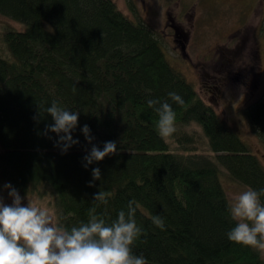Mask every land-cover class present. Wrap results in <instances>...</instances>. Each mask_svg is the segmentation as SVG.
I'll use <instances>...</instances> for the list:
<instances>
[{"label": "trees", "instance_id": "trees-1", "mask_svg": "<svg viewBox=\"0 0 264 264\" xmlns=\"http://www.w3.org/2000/svg\"><path fill=\"white\" fill-rule=\"evenodd\" d=\"M0 14L26 25L6 29L5 52L0 48V186L11 183L21 195L49 192L69 228L86 222L94 207L110 223L134 199L145 234L132 250L147 264H264L260 253L227 239L235 222L220 179L259 190L264 166L170 65L155 31L127 18L113 0H0ZM149 99L168 100L177 126L197 124L207 153L181 130L172 149L158 135ZM52 101L79 113L72 132L79 143L63 154L55 133L42 134L53 123L44 113ZM243 114L264 145V99ZM85 124L91 143L80 130ZM106 141L116 142L118 154L85 168L92 145L102 150ZM94 167L102 179L89 186ZM98 191L109 194L107 204L93 201ZM155 215L164 218V230L152 224Z\"/></svg>", "mask_w": 264, "mask_h": 264}, {"label": "clouds", "instance_id": "clouds-1", "mask_svg": "<svg viewBox=\"0 0 264 264\" xmlns=\"http://www.w3.org/2000/svg\"><path fill=\"white\" fill-rule=\"evenodd\" d=\"M168 98L183 105V98L176 92H169ZM147 105L158 116L156 130L158 135L168 141L178 131L176 113L168 100L149 99ZM51 116L53 123L45 125L43 135L56 134L54 146L61 153L79 143L72 132L78 125V111H70L52 101L44 109ZM36 119V117H33ZM85 140L92 142L87 124L80 129ZM190 133V129H185ZM51 139V137H48ZM118 154L115 141L104 142L102 150L96 145L83 157L85 168L93 162L101 161L106 156ZM93 181L101 180V170H91ZM10 203L5 202L4 192ZM264 188L247 190L230 195L228 212L234 227L226 232L230 242L248 246L264 257ZM109 194L98 191L93 194V201L107 204ZM25 197L11 184L0 186V264H147L146 258L133 253L135 241L144 235V230L137 225L135 215L136 201L129 200L126 210L121 209L110 223L96 214L95 207L90 209L89 218L78 226L67 227L62 217L47 207H40L38 202L23 203ZM151 222L161 230L165 229L164 218L160 215L150 217Z\"/></svg>", "mask_w": 264, "mask_h": 264}, {"label": "rangeland", "instance_id": "rangeland-1", "mask_svg": "<svg viewBox=\"0 0 264 264\" xmlns=\"http://www.w3.org/2000/svg\"><path fill=\"white\" fill-rule=\"evenodd\" d=\"M147 1L151 5L150 15H145L143 12L142 14L145 18L150 19L151 22L145 20V23L155 31L170 65L180 72L187 82L194 86L201 99L213 107L217 115L237 133L250 152L255 154L264 166V145L251 130L243 114L245 106L262 98L264 99V0H182L184 4H194V8H196L194 20H201L206 14L212 17H204L200 22L195 21L193 28L189 26L190 28L186 29L189 32L190 39L186 50L187 56H182L180 51H176L177 47L169 39V32L164 31L162 28V13L165 8L163 0ZM113 2L127 18L136 22V18L130 12L129 7L133 3L138 5V0H113ZM189 13H192V11L189 10ZM238 19L240 22L242 19L246 22L245 34L247 39L245 40V50L234 53L236 47H231L232 43H229V40L239 35V32H236ZM189 24L191 25V22ZM44 25L48 30H52L51 25L48 23ZM197 25L202 26V28H198ZM251 26L254 29V35H257L255 40L249 35ZM25 27V23L0 14V48L3 52H5L3 34L6 29L11 28L22 31ZM257 47L260 57L258 62L255 53ZM224 48L229 49L230 55L234 59L245 57V62L242 63L240 60L237 62L238 64H234L225 70H220V73L224 74L223 77L225 79L222 81L220 88L221 95L217 98L214 89L207 90L203 86L199 79V73L206 71L204 68L206 66L207 69V62L213 63L210 61L212 58L215 60L219 59L221 56L220 51ZM225 56L229 57L228 54H225ZM188 59L193 63L187 62ZM225 59L222 58L221 62H225ZM237 68L247 69L251 74L255 73L252 78L250 77V83H246L242 77L237 76L235 73ZM255 77L257 85L251 84ZM177 129L181 131L190 129V133L185 132L193 136L195 148L200 152L207 153L206 138L197 124L178 125ZM168 142L172 149H177V143L174 138L168 140ZM220 179L228 199L230 195H237L247 190L246 187L229 180L224 174L221 175ZM3 184L5 183H2L1 186ZM37 189H41V187ZM4 196L5 202L10 203L11 201L7 198L6 191ZM21 196L26 198L23 201L24 204L27 202H38L40 207H47L56 214L53 199L49 192L40 195L38 191H34Z\"/></svg>", "mask_w": 264, "mask_h": 264}, {"label": "flooded vegetation", "instance_id": "flooded-vegetation-1", "mask_svg": "<svg viewBox=\"0 0 264 264\" xmlns=\"http://www.w3.org/2000/svg\"><path fill=\"white\" fill-rule=\"evenodd\" d=\"M138 1H139L138 5L136 3H133L129 7L130 12L136 18V22L145 23V20H148L151 22L150 19L145 18L142 14L143 12L145 15H150L149 13H150L151 5L148 3L147 0H138ZM163 2L165 5V8L162 13V17H163L162 28L164 31L169 32L170 34L169 39L173 43V45L177 47L176 51H180L182 56H187L186 50H187V47L189 46L190 39L188 35L189 32L186 29L189 26L193 28L195 26V21L200 22L204 17L205 18H212V17H209L206 14L205 16L202 17L201 20H194L195 19L194 13L196 10V8H194V4H187V3L184 4L182 0H163ZM189 10H191L192 13H189ZM244 10L245 8L243 9V13H244ZM189 22H191V25L189 24ZM237 23H238L237 24L238 29H236V32H239V35L229 40L230 41L229 43H232L231 47H234V48L236 47L235 48L236 50L234 53H238L241 50H245V40L247 39V36L245 34L246 32L245 23L246 22L243 19L240 22V20L238 19ZM197 26L198 28L199 27L202 28V26L200 25H197ZM191 32H192V29H191ZM249 35L254 40L257 38V35L256 34L254 35V29L252 28V26H251V31L249 32ZM255 53H256V60L258 62L260 58L258 47L255 49ZM225 54H228L229 57L227 58ZM230 54L231 52L229 51V49L224 48L223 50L220 51L221 56L219 57V59L215 60L212 58V60L210 61L213 63L207 62V69H206V66L205 68L203 67L206 71L201 74L199 73V79L201 80V83L203 84V86H205L207 90L214 89L215 95L217 94L216 96L217 98L220 97L221 95L220 88L222 86V81L225 79L223 77L224 74H221L220 70L221 69L225 70L226 68H229L233 66L234 64H238L237 62L240 60L242 61V63L245 62V57L234 59L232 58ZM222 58H226L225 62L223 63L221 62ZM187 62L193 63L191 62L190 59H188ZM255 72H256V68H255ZM235 73L237 74V76H240V78L242 77V79L245 80L246 83H250L252 76L255 74L254 72L253 74H251V72L248 71L247 69H240V68H237L235 70ZM251 84L257 85L256 77L253 79V82Z\"/></svg>", "mask_w": 264, "mask_h": 264}]
</instances>
